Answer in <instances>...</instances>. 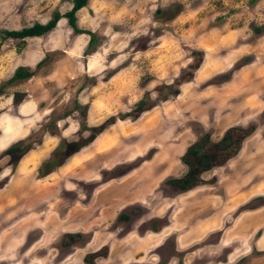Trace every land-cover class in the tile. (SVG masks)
I'll use <instances>...</instances> for the list:
<instances>
[{
    "label": "rangeland",
    "instance_id": "rangeland-1",
    "mask_svg": "<svg viewBox=\"0 0 264 264\" xmlns=\"http://www.w3.org/2000/svg\"><path fill=\"white\" fill-rule=\"evenodd\" d=\"M73 5L0 0V264H264V0Z\"/></svg>",
    "mask_w": 264,
    "mask_h": 264
},
{
    "label": "trees",
    "instance_id": "trees-1",
    "mask_svg": "<svg viewBox=\"0 0 264 264\" xmlns=\"http://www.w3.org/2000/svg\"><path fill=\"white\" fill-rule=\"evenodd\" d=\"M88 3V0H74V5L72 7V9L67 12L65 14V16L68 18L70 25L78 31L77 25H76V13L81 10L83 7H85ZM60 15L57 14L55 16V18L50 21L48 24L46 25H42V24H35L31 27L28 28H24L22 30L19 31H11V32H7L6 36L8 38H14V39H26V38H32V37H36V36H44L46 35L49 31H51L52 29H54L57 25V22L60 19ZM33 76V73L30 71L25 72L23 69H19L15 72L14 76L10 79L9 82H14L20 79H28L31 78ZM102 128H96L95 130H101ZM237 131L236 129H231L228 132V135L225 137V139L218 143L215 148L217 149H221V148H226V142L229 141L230 136H232V134ZM232 139V138H231ZM21 146L17 145L15 147H12L8 150H6L4 152L5 155H16L19 151H21ZM196 153L198 155V152H193ZM217 157V153H204L203 154V159H201L202 161H200L201 165L203 163V166L205 164H207L206 161L210 160L214 161V158ZM196 168V166L194 167ZM204 169L210 168L209 165H205L203 167ZM198 172V169H192L191 173L195 174Z\"/></svg>",
    "mask_w": 264,
    "mask_h": 264
},
{
    "label": "crops",
    "instance_id": "crops-1",
    "mask_svg": "<svg viewBox=\"0 0 264 264\" xmlns=\"http://www.w3.org/2000/svg\"><path fill=\"white\" fill-rule=\"evenodd\" d=\"M11 184H15V179L12 181V183Z\"/></svg>",
    "mask_w": 264,
    "mask_h": 264
}]
</instances>
